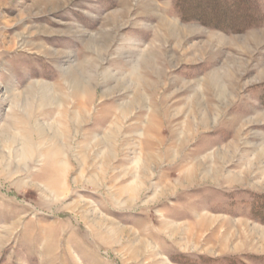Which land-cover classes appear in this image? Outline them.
Listing matches in <instances>:
<instances>
[{
	"label": "rangeland",
	"instance_id": "obj_1",
	"mask_svg": "<svg viewBox=\"0 0 264 264\" xmlns=\"http://www.w3.org/2000/svg\"><path fill=\"white\" fill-rule=\"evenodd\" d=\"M234 1L0 0V264H264V0Z\"/></svg>",
	"mask_w": 264,
	"mask_h": 264
},
{
	"label": "trees",
	"instance_id": "obj_2",
	"mask_svg": "<svg viewBox=\"0 0 264 264\" xmlns=\"http://www.w3.org/2000/svg\"><path fill=\"white\" fill-rule=\"evenodd\" d=\"M235 1H236V0H235ZM235 1L230 5V8H229V9L232 10L231 12H228V14H227L226 12H222V13H226L227 15H229V14L232 15V13H233V12L235 11V9L237 8V7L235 8V6L237 5V3H236ZM212 6H213V4H211V8L214 7V6H213V7H212ZM206 15L209 16L210 13L206 12ZM227 15H226V16H227ZM226 16H225V17H226ZM243 27H245V26H243Z\"/></svg>",
	"mask_w": 264,
	"mask_h": 264
},
{
	"label": "crops",
	"instance_id": "obj_3",
	"mask_svg": "<svg viewBox=\"0 0 264 264\" xmlns=\"http://www.w3.org/2000/svg\"><path fill=\"white\" fill-rule=\"evenodd\" d=\"M242 188H244V187H242ZM221 189H226L225 187H222ZM238 191H239V189H238ZM247 219L249 220V219H251V218H249V216H247ZM173 264H176L177 262H172ZM179 264V263H178Z\"/></svg>",
	"mask_w": 264,
	"mask_h": 264
}]
</instances>
